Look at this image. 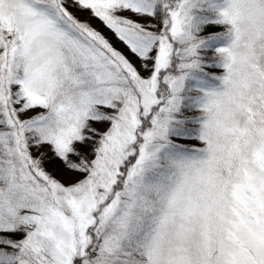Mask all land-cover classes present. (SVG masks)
Listing matches in <instances>:
<instances>
[{
	"label": "snow or ice",
	"instance_id": "obj_1",
	"mask_svg": "<svg viewBox=\"0 0 264 264\" xmlns=\"http://www.w3.org/2000/svg\"><path fill=\"white\" fill-rule=\"evenodd\" d=\"M0 264H264V0H0Z\"/></svg>",
	"mask_w": 264,
	"mask_h": 264
},
{
	"label": "rangeland",
	"instance_id": "obj_2",
	"mask_svg": "<svg viewBox=\"0 0 264 264\" xmlns=\"http://www.w3.org/2000/svg\"><path fill=\"white\" fill-rule=\"evenodd\" d=\"M216 46H217V45H216ZM216 46H213V45H212V47H210V48L204 53L203 57H207V58H209L210 60H212V58H213V50H214V48H215ZM210 71L215 72V73H221V72L223 71V69H222V68H218V67H216L215 64H214V68H212V70H210ZM208 84H209L210 86H213V87H219V81H218V80H216V83H215V84H213V81H209ZM192 86H193V83H189V87L191 88ZM192 94H193L194 96L196 95L195 92H193Z\"/></svg>",
	"mask_w": 264,
	"mask_h": 264
},
{
	"label": "trees",
	"instance_id": "obj_3",
	"mask_svg": "<svg viewBox=\"0 0 264 264\" xmlns=\"http://www.w3.org/2000/svg\"><path fill=\"white\" fill-rule=\"evenodd\" d=\"M206 31H207V30H206ZM213 46H216V45H213ZM203 59H204L205 62H207V63H211V62H212V60H210V59L207 58V57H203ZM212 68H214V63L212 64V67H211L210 69H207V71L212 72V71H210V70H212ZM206 79L208 80V82H209V81H213V84L216 83V80H212L210 77H207ZM189 83H194V82L190 81ZM192 95H193V94H192ZM193 96H194V95H193Z\"/></svg>",
	"mask_w": 264,
	"mask_h": 264
},
{
	"label": "clouds",
	"instance_id": "obj_4",
	"mask_svg": "<svg viewBox=\"0 0 264 264\" xmlns=\"http://www.w3.org/2000/svg\"><path fill=\"white\" fill-rule=\"evenodd\" d=\"M242 7V11H243V6H241ZM244 15H246V12L244 13Z\"/></svg>",
	"mask_w": 264,
	"mask_h": 264
}]
</instances>
